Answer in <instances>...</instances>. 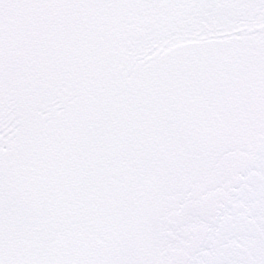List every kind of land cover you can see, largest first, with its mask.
I'll list each match as a JSON object with an SVG mask.
<instances>
[{
	"label": "snow or ice",
	"instance_id": "1",
	"mask_svg": "<svg viewBox=\"0 0 264 264\" xmlns=\"http://www.w3.org/2000/svg\"><path fill=\"white\" fill-rule=\"evenodd\" d=\"M0 264H264V0H0Z\"/></svg>",
	"mask_w": 264,
	"mask_h": 264
}]
</instances>
